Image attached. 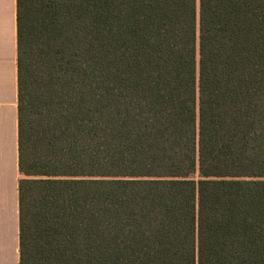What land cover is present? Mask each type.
Returning a JSON list of instances; mask_svg holds the SVG:
<instances>
[{"label":"trees","instance_id":"obj_1","mask_svg":"<svg viewBox=\"0 0 264 264\" xmlns=\"http://www.w3.org/2000/svg\"><path fill=\"white\" fill-rule=\"evenodd\" d=\"M20 264H264V0H17Z\"/></svg>","mask_w":264,"mask_h":264},{"label":"crops","instance_id":"obj_2","mask_svg":"<svg viewBox=\"0 0 264 264\" xmlns=\"http://www.w3.org/2000/svg\"><path fill=\"white\" fill-rule=\"evenodd\" d=\"M17 0H0V264H20Z\"/></svg>","mask_w":264,"mask_h":264}]
</instances>
